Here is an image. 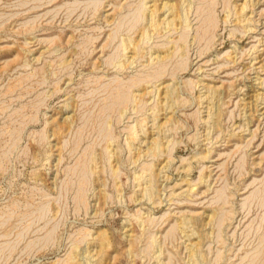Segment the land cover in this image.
Wrapping results in <instances>:
<instances>
[{"label":"rangeland","instance_id":"obj_1","mask_svg":"<svg viewBox=\"0 0 264 264\" xmlns=\"http://www.w3.org/2000/svg\"><path fill=\"white\" fill-rule=\"evenodd\" d=\"M0 264H264V0H0Z\"/></svg>","mask_w":264,"mask_h":264},{"label":"bare ground","instance_id":"obj_2","mask_svg":"<svg viewBox=\"0 0 264 264\" xmlns=\"http://www.w3.org/2000/svg\"><path fill=\"white\" fill-rule=\"evenodd\" d=\"M167 7V6H166ZM166 7H165V9H166ZM155 22V21H154ZM156 24V23H155ZM139 46V45H138ZM203 219V218H202ZM182 220V219H181ZM185 226V225H184ZM191 234V233H190ZM192 247V246H191ZM194 247V246H193ZM193 250V249H192Z\"/></svg>","mask_w":264,"mask_h":264}]
</instances>
